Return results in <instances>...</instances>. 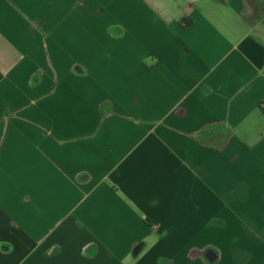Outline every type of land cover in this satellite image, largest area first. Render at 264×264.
I'll list each match as a JSON object with an SVG mask.
<instances>
[{
    "label": "crops",
    "instance_id": "0c3cea01",
    "mask_svg": "<svg viewBox=\"0 0 264 264\" xmlns=\"http://www.w3.org/2000/svg\"><path fill=\"white\" fill-rule=\"evenodd\" d=\"M0 264H264V0H0Z\"/></svg>",
    "mask_w": 264,
    "mask_h": 264
}]
</instances>
